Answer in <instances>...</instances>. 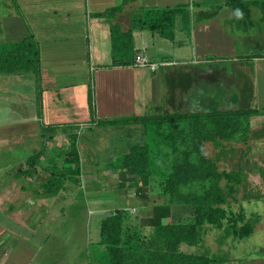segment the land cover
I'll return each mask as SVG.
<instances>
[{
	"label": "crops",
	"instance_id": "1",
	"mask_svg": "<svg viewBox=\"0 0 264 264\" xmlns=\"http://www.w3.org/2000/svg\"><path fill=\"white\" fill-rule=\"evenodd\" d=\"M228 1L0 0V46L34 35L40 48V81L34 73L0 74V264H101L102 221L119 208L92 200V193L80 198L76 176L66 179L63 192H46L49 163L56 148L68 146L65 133H79L80 177L97 185L93 173L108 154L131 146H111L108 130H142L140 123L103 121L130 116L254 111L245 143L216 145L220 169L240 175L230 200L244 204L254 229L243 239L223 238L222 229L216 236L237 246L264 232V211L249 208L264 202V0L237 7ZM113 7L120 11L112 19L98 16ZM175 7L186 9L163 34L139 26L149 10ZM112 23L123 38L117 43ZM138 56L157 68L136 66ZM42 125L58 127L54 139L46 141ZM39 150H45L41 158L28 165ZM62 200L72 201L69 215ZM78 201L87 205L85 219ZM233 261L264 264V256Z\"/></svg>",
	"mask_w": 264,
	"mask_h": 264
},
{
	"label": "trees",
	"instance_id": "2",
	"mask_svg": "<svg viewBox=\"0 0 264 264\" xmlns=\"http://www.w3.org/2000/svg\"><path fill=\"white\" fill-rule=\"evenodd\" d=\"M228 2L234 7H237L236 3H245L243 0ZM185 9L186 7H175L161 11L147 10L146 18L140 19L139 26L163 34ZM118 11L120 8L113 7L98 16L112 19ZM112 25L113 40L117 43L118 39L123 38L117 37L120 30L116 24ZM130 39L129 36L125 42L130 44ZM22 73H34L40 81V48L34 35L29 36L26 41L0 46V74ZM88 104L94 119L95 97L92 83L89 85ZM253 113L254 111L239 108L130 116L103 121L104 124L117 125L143 124L146 133L157 132L158 137H162L158 141L171 148L174 160L172 165H167L169 168L164 163L150 165L152 161L165 160L161 153L152 156L147 143L133 144L111 160L121 170L117 171L121 179L120 187L127 191L136 189V194L142 198L139 202L145 215L138 217L139 221L135 223L132 218L134 213L126 208H119L103 219L101 241L96 247L103 251L101 264H218L217 255L184 251L182 244H201L210 228L222 229L223 238L232 235L236 239H243L251 235L254 227L251 222H246L244 206L241 205L240 211L235 212L230 200V197L235 198L240 175L221 170L216 158L207 153L206 144L216 146L232 140L245 143L249 118ZM57 128L42 125L46 141L54 139ZM78 136L79 133H66L68 146L62 144L55 149L56 156L49 163L51 166L46 192H61L64 181L75 174L78 175V184L81 182ZM44 151L34 153L27 164L34 165ZM157 174L162 178L159 179L161 202H151L150 189L153 180H158V176L155 177Z\"/></svg>",
	"mask_w": 264,
	"mask_h": 264
},
{
	"label": "rangeland",
	"instance_id": "3",
	"mask_svg": "<svg viewBox=\"0 0 264 264\" xmlns=\"http://www.w3.org/2000/svg\"><path fill=\"white\" fill-rule=\"evenodd\" d=\"M210 92L211 90H208V93ZM215 109H216V106L213 107V110ZM141 125H142V130L140 129L132 130L129 127H120L121 131L110 133V130H112L110 129L107 132L106 139L107 138L109 139L111 146H118V147L120 145L126 146V143H129L130 145L147 143L149 145L150 153L152 156H155L161 153V154H164V160H165V161H152L150 165H161L163 163L165 164V167H168L167 165H172L174 158L172 155L173 153H172L171 148L167 146L165 143L158 141L159 139L161 140L162 137H158L157 132L146 133L145 126L143 124ZM65 140L68 141L66 138ZM206 147H207V153L210 156L216 158V146H214L212 143H208L206 144ZM107 154L108 153L102 154V157H105V155ZM111 158L112 157H109V154H108V160L105 161L104 165L101 163V165L98 166L99 170L94 171L95 172L93 173L94 177H99L98 181L96 182L97 185L95 184L93 186H89V185L86 186L85 185L86 183L82 182V176L80 177L81 182L78 185H81V186L77 190L78 196H80L81 198V197L86 196L89 193H92V195L91 194L90 195L95 196V197H92V200L94 198L99 201L98 203H106L109 206H113V207L115 206L117 208H122L126 206L125 207L126 209H129L132 213H134L132 217L133 221L135 223H138L139 221L138 217L145 215V211H143L142 206L140 205L141 202H139L140 199L142 198L138 196V194H136L135 192L136 189L127 191L126 188L120 187L121 179L118 177L117 171L119 172L121 170L116 166L115 163H111V160H114V158L112 159ZM50 166L51 165H49V167ZM79 166L82 169L83 165L80 164ZM86 166L91 167L90 165H86ZM59 170H61V168H59ZM159 175L160 174L155 175V177L158 176L156 177V179L158 178V180H155V181L153 180V186L150 189L151 202L152 201L161 202V199H160L161 197L159 196L161 194V191H160L161 187L159 186L160 185L159 179H162V178ZM74 176L77 177L78 175L75 174ZM64 185H67L66 181H64ZM63 189H65V187ZM63 189L61 190V192H63ZM89 189L90 191L87 192V190ZM127 192H129V194ZM238 193L240 196L241 191ZM71 202L66 201V200L61 201L62 204H65L68 206L66 210L67 215H69L68 212L70 209ZM92 203L95 204L94 201H92ZM78 204H81L82 206V209L80 210L81 219H85V217L87 216L86 212H88L87 205L84 206L83 203L79 201H78ZM241 205L242 203L234 202L233 209L237 210L238 208H240ZM249 208H256V209L258 208L259 211H264V202L251 203ZM177 212L178 210L176 209L175 213ZM181 248L182 250L188 251V252L209 253L210 255H217L219 259L218 264H233L234 262L233 258L237 256H243V257L247 256L248 260H252V259L260 260L264 256V232H261L260 230H258L254 238H250L246 242L244 240L241 243H238L236 246V244L229 242L227 240L225 241L224 239H221V241H218V236H216V229L210 228L208 229L207 234L205 238H203V242L201 244L192 246V245L183 243Z\"/></svg>",
	"mask_w": 264,
	"mask_h": 264
},
{
	"label": "built area",
	"instance_id": "4",
	"mask_svg": "<svg viewBox=\"0 0 264 264\" xmlns=\"http://www.w3.org/2000/svg\"><path fill=\"white\" fill-rule=\"evenodd\" d=\"M145 65H150L153 69H156L158 66L155 63L148 64L147 61L143 57L138 56L136 60V66H145Z\"/></svg>",
	"mask_w": 264,
	"mask_h": 264
}]
</instances>
